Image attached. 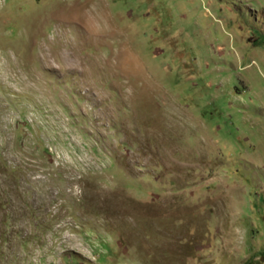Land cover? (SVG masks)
I'll use <instances>...</instances> for the list:
<instances>
[{
  "label": "rangeland",
  "instance_id": "374dc122",
  "mask_svg": "<svg viewBox=\"0 0 264 264\" xmlns=\"http://www.w3.org/2000/svg\"><path fill=\"white\" fill-rule=\"evenodd\" d=\"M0 264H264V0H0Z\"/></svg>",
  "mask_w": 264,
  "mask_h": 264
}]
</instances>
